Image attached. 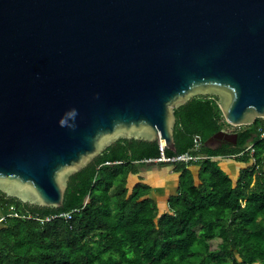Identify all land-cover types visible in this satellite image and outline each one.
<instances>
[{"label": "water", "instance_id": "obj_1", "mask_svg": "<svg viewBox=\"0 0 264 264\" xmlns=\"http://www.w3.org/2000/svg\"><path fill=\"white\" fill-rule=\"evenodd\" d=\"M194 95L234 126L264 117V0H0V192L58 208L118 138L175 151Z\"/></svg>", "mask_w": 264, "mask_h": 264}, {"label": "trees", "instance_id": "obj_2", "mask_svg": "<svg viewBox=\"0 0 264 264\" xmlns=\"http://www.w3.org/2000/svg\"><path fill=\"white\" fill-rule=\"evenodd\" d=\"M174 114L176 150L164 154L206 157L168 163L177 183L165 206L138 167L160 156L158 142L118 138L69 175L58 208L0 192V264H264V137L256 132L264 119L238 126L236 144L214 148L203 142L226 124L215 96L194 95ZM227 158L242 164L236 176L221 167ZM60 212L71 216L33 218Z\"/></svg>", "mask_w": 264, "mask_h": 264}, {"label": "rangeland", "instance_id": "obj_3", "mask_svg": "<svg viewBox=\"0 0 264 264\" xmlns=\"http://www.w3.org/2000/svg\"><path fill=\"white\" fill-rule=\"evenodd\" d=\"M237 129L240 128L238 126L233 127V129L224 127V131L226 132H236ZM229 159L231 160L232 158L221 159L220 162L223 164ZM138 167L142 176V181L151 186L152 195L158 200L160 206H165L166 196L172 192V189H170L171 186L169 187V185L172 184L171 182H173L172 180L175 177V174L170 172L171 167L169 164L147 161L144 164H140ZM219 241L218 238L211 239L209 241L210 248H216ZM253 264H257V262Z\"/></svg>", "mask_w": 264, "mask_h": 264}, {"label": "built area", "instance_id": "obj_4", "mask_svg": "<svg viewBox=\"0 0 264 264\" xmlns=\"http://www.w3.org/2000/svg\"><path fill=\"white\" fill-rule=\"evenodd\" d=\"M261 118L264 119V117H261ZM224 127L233 129V127H235V126L226 122V124L223 125L222 130H224ZM256 132L259 134L260 137H264V123L257 126ZM158 144H159V148H160V156L157 157V158L148 159L146 161L171 163V162H175V161H188L190 159H197V158H200V157H206V155L191 156L187 152L180 153V154H175V155H171V156H166L164 154V152H163L165 144L162 143V142L161 143L158 142ZM245 151L248 152V155L250 157L251 162L253 164H256V159H255V155H254L253 145L252 144H248V146L245 149ZM8 211H9V213H8L9 215H15L16 216L18 214L17 211L15 210L14 206H10ZM56 216H61V217H64V218L68 219L71 216V212H60L58 214L45 216L44 218H39L38 216H33V218L34 219H39L41 221H47V220H50V219H52V218H54ZM22 217H25V215H22ZM26 217H31V216L30 215H26ZM2 218L3 217H1L0 220Z\"/></svg>", "mask_w": 264, "mask_h": 264}, {"label": "crops", "instance_id": "obj_5", "mask_svg": "<svg viewBox=\"0 0 264 264\" xmlns=\"http://www.w3.org/2000/svg\"><path fill=\"white\" fill-rule=\"evenodd\" d=\"M221 160V159H220ZM220 163V165H221V167L223 168V169H225L227 172H229L231 175H233V176H236L237 175V173H238V170H239V168H241L242 167V164L240 163V162H237V161H235V160H227L226 161V163H221V162H219ZM171 171V170H170ZM175 177H174V179L172 180L173 182H171L172 184L171 185H169V187H170V189H172L173 190V188L176 186V183H177V175L175 174L174 175ZM137 179V176H131V178H130V180L131 181H135ZM166 187V186H165ZM172 192H174V191H172ZM171 192V193H172ZM168 196V195H167Z\"/></svg>", "mask_w": 264, "mask_h": 264}]
</instances>
